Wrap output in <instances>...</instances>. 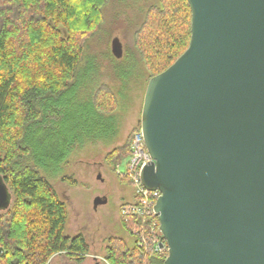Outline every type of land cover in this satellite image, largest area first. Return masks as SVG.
Segmentation results:
<instances>
[{
  "label": "water",
  "instance_id": "95a60500",
  "mask_svg": "<svg viewBox=\"0 0 264 264\" xmlns=\"http://www.w3.org/2000/svg\"><path fill=\"white\" fill-rule=\"evenodd\" d=\"M188 1L190 44L149 79L140 119L164 264H264V0Z\"/></svg>",
  "mask_w": 264,
  "mask_h": 264
},
{
  "label": "trees",
  "instance_id": "16d2710c",
  "mask_svg": "<svg viewBox=\"0 0 264 264\" xmlns=\"http://www.w3.org/2000/svg\"><path fill=\"white\" fill-rule=\"evenodd\" d=\"M108 1L0 0V175L14 199L0 215V264H49L59 253L83 262L89 254L82 232L66 234L68 206L40 169L60 173L82 138L116 133L113 120L101 117L119 107L112 89L102 84L91 96L77 86L85 38L99 30ZM191 23L188 0H160L149 9L136 42L149 79L188 48ZM136 131L108 154L112 165L130 154ZM121 220L130 232L133 221ZM106 259L164 264L116 237Z\"/></svg>",
  "mask_w": 264,
  "mask_h": 264
},
{
  "label": "rangeland",
  "instance_id": "374dc122",
  "mask_svg": "<svg viewBox=\"0 0 264 264\" xmlns=\"http://www.w3.org/2000/svg\"><path fill=\"white\" fill-rule=\"evenodd\" d=\"M154 5L160 6V0H109L103 9L99 30L85 38L84 58L79 67L81 80H77V86H85L84 91L91 96L102 84L112 89L119 107L101 117L113 120L116 133L101 138H82L61 165L60 173L40 169L68 206L66 234L73 237L82 232L90 245L83 262L59 253L51 257L49 264H110L106 254L112 237L133 242L120 219L121 205L134 199L133 185L118 173L119 166L123 172L126 170L129 155L112 165L108 154L124 146L132 132L140 127L150 72L136 42L148 11ZM116 37L123 44L121 58L112 53ZM65 176L67 179H63ZM98 196L107 197V203L96 206L94 202ZM9 207L1 208L0 215L6 214Z\"/></svg>",
  "mask_w": 264,
  "mask_h": 264
},
{
  "label": "built area",
  "instance_id": "2783aa9c",
  "mask_svg": "<svg viewBox=\"0 0 264 264\" xmlns=\"http://www.w3.org/2000/svg\"><path fill=\"white\" fill-rule=\"evenodd\" d=\"M152 161L139 128L133 136L126 170L123 172L118 167V173L134 187V199L121 205L120 216L126 222L133 221L130 234L134 238V247L142 254L155 256L165 262L169 255V245L161 231L159 216L155 210L162 193L159 189L146 188L141 181L143 168Z\"/></svg>",
  "mask_w": 264,
  "mask_h": 264
},
{
  "label": "crops",
  "instance_id": "0c3cea01",
  "mask_svg": "<svg viewBox=\"0 0 264 264\" xmlns=\"http://www.w3.org/2000/svg\"><path fill=\"white\" fill-rule=\"evenodd\" d=\"M120 219H121V217H120ZM121 223H122V220H121ZM122 226H123V224H122ZM123 228H124V226H123ZM128 231V230H127ZM129 232V231H128ZM129 235L133 238V236L130 234V232H129ZM125 241H126V239H124ZM128 241V240H127ZM126 241V243H127V245L130 247V248H133L134 247V238H133V242L132 243H128Z\"/></svg>",
  "mask_w": 264,
  "mask_h": 264
}]
</instances>
